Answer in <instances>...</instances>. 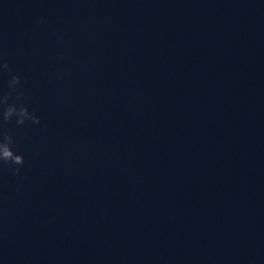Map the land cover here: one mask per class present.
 Wrapping results in <instances>:
<instances>
[{
  "label": "clouds",
  "instance_id": "obj_1",
  "mask_svg": "<svg viewBox=\"0 0 264 264\" xmlns=\"http://www.w3.org/2000/svg\"><path fill=\"white\" fill-rule=\"evenodd\" d=\"M37 24L44 23L43 17L37 18ZM59 38V34H57ZM0 72H7L10 75L8 80V87L16 94V99L19 101L23 96V91L18 89L21 78L17 75L12 74L7 61L3 59V52L0 50ZM12 92L0 95V123H6L15 117V123L17 126H23L26 123L40 124V118L34 113L30 112L23 103H9L12 99ZM15 139L12 135L7 132L0 131V168L7 166L9 167L15 176H20L21 168L25 161L21 154H17L13 151V145Z\"/></svg>",
  "mask_w": 264,
  "mask_h": 264
}]
</instances>
